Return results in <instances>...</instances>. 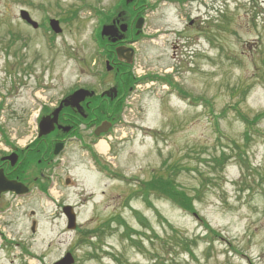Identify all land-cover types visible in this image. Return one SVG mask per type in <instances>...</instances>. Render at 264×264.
<instances>
[{
    "label": "rangeland",
    "instance_id": "374dc122",
    "mask_svg": "<svg viewBox=\"0 0 264 264\" xmlns=\"http://www.w3.org/2000/svg\"><path fill=\"white\" fill-rule=\"evenodd\" d=\"M255 1L142 0L134 61L118 77L95 33L119 0H0V127L11 145L32 143L40 113L75 87L120 81L126 100L108 107L107 154L71 141L48 191L7 214L0 264H52L67 252L74 264H264V8ZM20 10L39 24L59 20L62 32L31 28ZM2 140L0 156L13 147ZM160 178L194 212L143 190ZM5 239L26 247L1 248Z\"/></svg>",
    "mask_w": 264,
    "mask_h": 264
},
{
    "label": "flooded vegetation",
    "instance_id": "af4514ba",
    "mask_svg": "<svg viewBox=\"0 0 264 264\" xmlns=\"http://www.w3.org/2000/svg\"><path fill=\"white\" fill-rule=\"evenodd\" d=\"M257 1H259V4L262 6V8H264V0ZM253 4L258 6L256 1L253 2ZM137 15L138 13H136V16ZM124 16L126 15L124 14ZM127 23L128 29L121 40L114 43L108 41L107 55L110 54L111 57L108 56L109 58L105 60H109V62L112 64V67H110L111 71L116 70L117 72H120V68L122 69L118 77H121L131 65L125 61H118L116 58L115 49L122 46L133 47L131 40L134 39L133 37L137 36L135 35V32H133L134 23ZM137 41H134V43ZM120 86V81H117L111 86L105 87L102 90L96 91L91 89L94 91L95 95L90 99H86L81 104L80 111L76 110L75 108H62L58 115L57 124L55 125L52 132L45 136H38L37 130L36 137L32 143L22 149L12 147L7 153H4L2 156H0V170L2 171L4 177H6L7 180L22 184L27 189V193L22 195L17 194L14 191L5 192L0 195V238L6 236L7 234L6 228L9 226L7 214L12 211L14 205L16 203H22V201L26 199V196L34 190L40 194L42 193L40 189L45 188L42 190H48V186L52 181L53 176L56 175L57 172L56 169L57 165L59 164L57 163V160L62 157L69 143L75 140L79 142L81 146L88 148L94 142L93 132L98 125L104 122L110 123L111 125L113 124L110 113L108 112V107L111 101L116 103L125 101L123 99V91L119 90ZM112 87L116 88L117 90L116 96H102L103 92ZM78 88L81 87L70 89L65 96ZM61 100L62 99L58 100L56 104L53 105L52 108H48L46 112L44 110V112L40 113L39 116L42 117L51 114L52 110L58 107ZM65 129L69 130L65 131ZM81 132L84 133V136L81 134ZM56 146L60 147L58 155H54V149ZM10 155H16V162L13 165L11 164V160L6 159V157ZM31 215L32 217H35L33 211L31 212ZM32 224H34L36 230V219H31V225ZM4 241L5 243L2 244L1 248H6L10 245H13V247H26V245L24 246L23 243L9 244L6 239Z\"/></svg>",
    "mask_w": 264,
    "mask_h": 264
},
{
    "label": "water",
    "instance_id": "95a60500",
    "mask_svg": "<svg viewBox=\"0 0 264 264\" xmlns=\"http://www.w3.org/2000/svg\"><path fill=\"white\" fill-rule=\"evenodd\" d=\"M131 0H128L127 3H129ZM20 19L25 21L27 24L31 25L33 28H37L38 24L31 19L28 12L26 10L20 11ZM143 18H139L136 21L135 28L137 30L141 29V26L143 24ZM116 22L114 21L111 25H105L102 26L100 35L101 37H106L109 42L114 43L123 38V34L127 31V24L123 23L120 24L118 28H116ZM50 29L53 31L54 34H60L61 28L59 25L58 20L51 19L49 21ZM139 31L136 33L138 34ZM116 55L119 61L125 60L127 63L131 62V58L133 55V51L130 48H126L124 46L116 48ZM106 68L108 71L111 70L109 67V62L106 61ZM116 96V88L109 89L108 91H105L102 93V96ZM94 96V92L88 91L86 89H78L75 90L73 93L65 97L61 102L60 105L52 112L51 115L45 116L40 119L38 123V129H39V136H44L49 134L53 131L54 126L57 124L58 114L62 110L63 107H69V108H75L76 110L80 111L81 104L86 100V98H91ZM110 127L109 123H103L101 126H99L95 132L94 135L96 137H99L102 133H106ZM69 129H65V131H68ZM60 151V147L56 146L54 149V155H57ZM7 160H11V164H15L16 162V155H10L6 157ZM14 191L17 194H25L27 192V189L20 183H17L15 181L7 180L2 171L0 170V195L5 192ZM63 213L65 215L66 221H67V229L68 230H74L76 227V216L75 213L70 205H66L63 207ZM32 233L35 232V227L32 225L31 227ZM74 259L70 253H66L64 257H62L60 260L56 261L53 264H73Z\"/></svg>",
    "mask_w": 264,
    "mask_h": 264
},
{
    "label": "trees",
    "instance_id": "16d2710c",
    "mask_svg": "<svg viewBox=\"0 0 264 264\" xmlns=\"http://www.w3.org/2000/svg\"><path fill=\"white\" fill-rule=\"evenodd\" d=\"M140 2H142V0H133L132 3L126 4V0H119V3H118L119 5L115 4L113 6V10L112 11L108 12V14H104L103 13L106 16V18L103 17L101 19V21H99V23H98L99 25H98V28H97L96 33H95V41L98 44V46L100 48H102L103 53L105 54V58H109L111 56H110V54L107 55V52H108V50H107L108 41L105 38H101V36L99 34L100 27L103 24L109 23L111 20L116 19V16L118 14H121V17H125V18L127 16L128 21L130 22V19L132 18V14L134 13V11L136 10V8L138 6H139L140 11L137 12L138 15L135 18H137L139 15H142L143 14V8H141V6L139 4ZM92 10H94L96 14L97 13L100 14V13L103 12L100 9H95V8L94 9L92 8ZM124 14L126 16H124ZM135 18H133V19H135ZM39 27L48 30V28L45 25V23H40ZM134 40H138V37L135 36L134 37ZM116 66H117V64H116ZM121 70L122 69L120 68V72H121ZM120 72H118V73H120ZM124 75L127 76V75H130V73H128V74L126 73ZM178 91L181 93V95H183V97H185V96L186 97H190V95H188L187 93H185L183 90L179 89ZM109 106L111 107V109H115V110L119 108V105L114 106V103L113 102H110L109 103ZM47 109L48 108H45L44 109L45 112L47 111ZM261 117H262V115L259 116V117H257L256 119L255 118L254 119L257 120V119H260ZM255 120L253 122H255ZM0 133H1V138L3 139L2 141L5 144L9 145V146H13V145L10 144L7 136L5 135V133H4V131H3V129L1 127H0ZM142 188H143V190L156 189L157 192H159L160 194H162L163 196H165L167 199L176 202L181 208H184V209L188 210L189 212H194V207L192 205V200L189 197L186 198V196H185L184 193H181L180 191L175 190L173 188V185L171 184V182L169 180H164V179L160 178V179H157L154 182H151V181L144 182L142 184ZM139 220H140V218H139ZM141 220H142V218H141ZM121 222H123V221H121Z\"/></svg>",
    "mask_w": 264,
    "mask_h": 264
},
{
    "label": "bare ground",
    "instance_id": "6f19581e",
    "mask_svg": "<svg viewBox=\"0 0 264 264\" xmlns=\"http://www.w3.org/2000/svg\"><path fill=\"white\" fill-rule=\"evenodd\" d=\"M97 148L100 150V151H106L107 150V144L101 140L98 144H97ZM71 254V253H70Z\"/></svg>",
    "mask_w": 264,
    "mask_h": 264
}]
</instances>
